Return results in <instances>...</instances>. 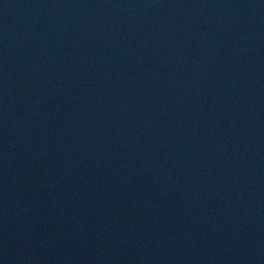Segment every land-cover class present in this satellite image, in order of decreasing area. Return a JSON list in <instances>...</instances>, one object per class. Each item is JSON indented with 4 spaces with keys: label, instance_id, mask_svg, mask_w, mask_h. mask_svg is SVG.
<instances>
[{
    "label": "water",
    "instance_id": "95a60500",
    "mask_svg": "<svg viewBox=\"0 0 264 264\" xmlns=\"http://www.w3.org/2000/svg\"><path fill=\"white\" fill-rule=\"evenodd\" d=\"M0 264H264V0H0Z\"/></svg>",
    "mask_w": 264,
    "mask_h": 264
}]
</instances>
